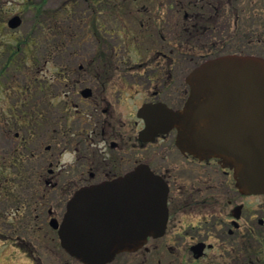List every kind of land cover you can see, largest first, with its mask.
<instances>
[{
	"label": "flooded vegetation",
	"instance_id": "flooded-vegetation-1",
	"mask_svg": "<svg viewBox=\"0 0 264 264\" xmlns=\"http://www.w3.org/2000/svg\"><path fill=\"white\" fill-rule=\"evenodd\" d=\"M261 28L264 0H65L35 22L31 53L0 41V264H87L62 245L70 200L140 168L162 181L166 223L103 264H264V194L140 112L181 109L184 66Z\"/></svg>",
	"mask_w": 264,
	"mask_h": 264
},
{
	"label": "water",
	"instance_id": "water-1",
	"mask_svg": "<svg viewBox=\"0 0 264 264\" xmlns=\"http://www.w3.org/2000/svg\"><path fill=\"white\" fill-rule=\"evenodd\" d=\"M22 22L9 19L11 28ZM190 95L182 109L145 106L149 127L178 129V144L195 154L220 158L234 170L246 194L264 193V57L229 53L207 59L188 76ZM161 179L137 169L113 181L79 190L68 205L63 245L86 263L102 264L135 250L167 220ZM122 191L118 200L112 195ZM128 192V193H127ZM112 204L113 210H105ZM124 204V217L114 208Z\"/></svg>",
	"mask_w": 264,
	"mask_h": 264
},
{
	"label": "rangeland",
	"instance_id": "rangeland-1",
	"mask_svg": "<svg viewBox=\"0 0 264 264\" xmlns=\"http://www.w3.org/2000/svg\"><path fill=\"white\" fill-rule=\"evenodd\" d=\"M64 9L65 0H0V19L3 20L2 22L4 23L0 24V41L3 40V42H5V45L7 46L19 45L24 49V53L29 54L32 52L30 37L32 35V30L34 28L35 22L45 21L47 20V16L49 17L50 15L55 13L59 14V12H63ZM15 14H19L22 17L23 23L19 28L11 29L8 27L7 21ZM36 17L39 18L36 19ZM59 19L56 20L59 21ZM50 20L52 19L50 18ZM260 31L264 35V29L261 28ZM257 39L258 38H255V41L251 45H230L223 53H220L218 55L220 56L226 53L264 55V39L262 42H258ZM197 62H199V60L195 59L194 63L184 67L193 69L195 67L194 65ZM182 68L183 67H181L180 69L182 70ZM262 198L264 199V195H262ZM16 253L19 254V256L17 255L18 260H26L25 256L21 255L20 252Z\"/></svg>",
	"mask_w": 264,
	"mask_h": 264
}]
</instances>
